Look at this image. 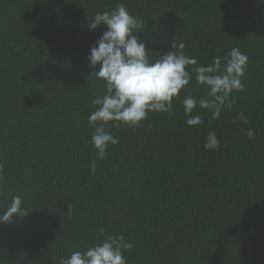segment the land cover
I'll return each mask as SVG.
<instances>
[{
	"label": "trees",
	"instance_id": "1",
	"mask_svg": "<svg viewBox=\"0 0 264 264\" xmlns=\"http://www.w3.org/2000/svg\"><path fill=\"white\" fill-rule=\"evenodd\" d=\"M120 3L153 58L177 41L199 64L234 47L249 62L219 119L197 108L189 127L174 99L172 116L109 123L120 143L100 160L88 116L104 85L87 56L107 26L88 25ZM209 131L219 147L205 151ZM13 196L0 264H60L100 228L132 243L128 264H264V0H0V214Z\"/></svg>",
	"mask_w": 264,
	"mask_h": 264
},
{
	"label": "clouds",
	"instance_id": "2",
	"mask_svg": "<svg viewBox=\"0 0 264 264\" xmlns=\"http://www.w3.org/2000/svg\"><path fill=\"white\" fill-rule=\"evenodd\" d=\"M100 25H106L107 30L87 56L91 74L104 85L102 93L91 99L95 110L88 116L93 129L90 143L100 160L107 156L109 145L120 143L108 130L109 123L115 127L139 128L149 113L174 115L173 101L177 99L183 106L186 125L198 126L203 120L201 114H193L194 109L206 110L211 113V119H219L225 108L231 109L236 103L232 94L244 90L249 58L237 47L205 65L185 54L183 42L172 41L171 51L153 58L138 36L142 21L132 16L123 3L111 11L97 12L88 27L94 30ZM193 78L195 85L205 90V96L191 94L189 86ZM181 92L187 93L182 99ZM237 118L249 123L243 112L237 113ZM246 134L249 139L255 135L252 128ZM218 147L217 134L209 131L205 151ZM95 168L93 161L91 170L94 172ZM21 205V197L13 196L7 210L0 214V222H10L14 214L20 216ZM98 239V243L84 250L71 252L60 264H128L124 253L133 245L123 234H106L100 228Z\"/></svg>",
	"mask_w": 264,
	"mask_h": 264
}]
</instances>
